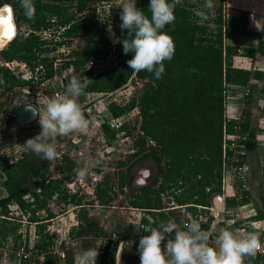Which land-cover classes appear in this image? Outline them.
<instances>
[{
	"label": "trees",
	"instance_id": "trees-1",
	"mask_svg": "<svg viewBox=\"0 0 264 264\" xmlns=\"http://www.w3.org/2000/svg\"><path fill=\"white\" fill-rule=\"evenodd\" d=\"M95 1L97 0H34L35 15L33 19H28L24 15L20 0H0V8L7 6L12 9L17 30L14 38L13 35L4 37L5 39L0 36L2 38L0 60L23 62L33 72L38 67H42L43 72H37L39 84L53 78L55 74L53 59L47 58L48 54L60 45L70 44L71 41L79 38L83 40V45L80 49L71 52V59L65 62L64 67L72 65L78 72L86 62L95 65L111 54L116 57L113 66L88 78L91 82L79 79L81 83H87L84 92L114 91L124 86L133 75L145 82L138 102L131 101L122 107L110 104L107 107L110 114L118 118L132 110L134 103L139 106L142 134L134 140L135 152L132 156L143 155V158H152L156 164L155 180L145 190L134 194L130 201L132 208L144 209L152 218V222L145 219L140 221L138 231L143 234L146 227L156 228L159 224L168 221L161 211L163 207L159 195L169 183H178L175 178L188 184L185 193H181L175 199L179 205L193 204L208 207L211 197L220 192L223 135L237 133L233 123L226 121L225 86H247L251 80L264 82V72L236 69L233 67L232 59L235 56L250 59H254L255 56L264 57V40L258 36L259 40L253 49L225 45L223 40L229 35L224 29L225 0H213L215 7L211 10L203 9L205 0H181L174 10V22L166 25L163 30L172 37L175 53L171 61H164L165 72L162 78L157 80L154 73L146 70L136 72L129 68L127 61L133 54H125L122 45L124 39L130 38L129 30L123 29L116 43L111 44L104 34L106 23L99 22L94 14L85 17L81 22L76 21L75 14L82 12L89 3ZM149 2L150 0H139L136 7L150 18ZM70 8H74L75 11L69 12ZM200 10L206 12L208 17L206 20H201L195 15V12ZM244 23H242L243 27ZM24 24L28 27L25 35L20 32ZM4 29L0 25V35ZM44 30H50L64 40L60 43L53 39L42 41L37 33ZM5 32L8 30L5 29ZM80 74L83 76L84 73L80 72ZM87 74L91 75L92 72L87 70ZM0 76L7 84L6 90L33 85L32 81L16 80L3 68H0ZM262 90L264 92V86ZM260 122L264 128L263 115L260 117ZM103 128L109 140H112L114 132L109 131L107 126ZM240 129L246 133L243 142L246 152L254 151L255 133L250 132L246 116L245 123ZM148 141L154 142L155 147L149 145ZM226 155L230 156L231 153L227 150ZM123 165L119 163V167ZM50 167L51 161L40 159L35 154L34 160L28 155H22L13 164L3 168L5 177L3 185L7 198L0 200V247L9 237L13 238L14 244L21 238L17 234L19 225L10 221L14 219L8 217L10 215L8 205L11 203L27 214L28 222L34 224V232L41 239L33 245V248L38 251V256L48 259L52 238L49 234H44L47 227L44 221L54 218L53 213L48 209L51 199L80 208L78 213L80 223L71 236L81 238L87 235L89 224L85 206L93 205L95 202L99 206H108L117 194L113 191L111 177L106 175L95 189L93 202L87 203L84 201V196L78 197L66 192L64 183L70 181L68 176L50 178L48 176ZM78 167L82 165L67 155H62L59 165L54 169L62 174L69 172L76 174L74 170ZM159 180L160 187L155 188ZM128 185L127 175L120 171L117 181L119 192L122 193ZM27 196L30 199H27ZM242 198L239 205L248 203L246 193H243ZM262 202L264 205V199ZM234 204L230 202L228 206ZM188 208L192 213L197 212L195 207ZM39 212H46V218H40L37 215ZM211 220L212 218L209 217L201 228L208 230ZM245 225L249 232L264 228V211H258L254 217L247 219ZM129 228L128 238H135L133 228ZM234 229H239V225H234L231 230ZM169 238L172 239L174 236ZM164 247L165 245H161V248ZM116 248V244L112 249L106 245L100 255V264H115ZM64 264H74L73 258L67 254Z\"/></svg>",
	"mask_w": 264,
	"mask_h": 264
},
{
	"label": "rangeland",
	"instance_id": "rangeland-1",
	"mask_svg": "<svg viewBox=\"0 0 264 264\" xmlns=\"http://www.w3.org/2000/svg\"><path fill=\"white\" fill-rule=\"evenodd\" d=\"M138 1L139 0H136V5ZM120 6L121 0H114L110 2L97 0L95 2L89 3L82 12L76 13L75 19L76 21L81 22L85 17L92 16L94 14L99 22L106 23L107 26L104 31L105 37L111 42V44H114L122 35V29L120 28L122 23L120 19L122 8ZM231 6V0L224 1V29L230 34L228 37L224 38V44L232 46L235 44L237 45L238 43L249 44L250 42H254L253 40H248L249 37H247L245 34H250L251 36L253 34L259 37L261 36V32L258 33L257 30L264 28V0H236L234 7L238 8H232ZM74 11V8L69 9V12ZM0 18H5L4 20H7V18L9 19L10 24L13 27L14 38L17 30L13 21L12 9L7 6L0 8ZM242 23L245 24L244 27L242 26ZM0 25L8 30L7 23L6 25L0 23ZM20 32L23 35L28 32V27L26 24L21 26ZM38 34H40V37L44 41L53 39V41L60 43L64 40L62 38H58V34H54L50 30H44ZM244 40L246 42H243ZM82 45V39H74L70 42V44H62L55 51L48 54L49 57L52 59L54 58V60H60V62H58L56 68L53 66V68L56 70V73H58V76L44 86H38L35 84L6 90L7 84L0 76V97H3L6 93L18 88L24 90H28V88H30L32 94L42 90L49 97H51L53 95L52 93L59 92L60 90H62L61 92L64 93L69 81L73 76L86 81L85 78L88 79L91 76L94 77L98 73L115 64L116 57L111 54L102 62L95 65H91L90 63L86 62L84 66L78 70V72L73 68L72 65L64 67L65 62L70 61L71 59V52L73 50L80 49ZM239 47L243 49V47ZM48 56L47 58H49ZM11 62H13L12 65L5 66L4 64L7 62L0 60V68L7 70L9 75L16 80L21 82L27 81L23 78V72L26 71L23 69L22 64L25 63L15 60ZM16 63H18L19 66H16ZM87 70L91 71L92 74H87ZM79 71L84 73L83 76H81ZM32 73L34 72L32 71ZM144 83V81L138 80L135 78V75H133L124 86L114 91L84 92V94L78 98V103L85 115L86 120L88 121L87 131L73 132L67 136H57L56 145L60 147L57 148V152L61 151L63 155H67L75 162L82 165V167L91 166L90 173L84 179H80L78 178L77 174L70 172L67 174L58 173L54 167L59 165L61 157L51 161V167L48 171V176L52 179L66 178V176H68L70 181H66L64 183L66 192L72 195H77L78 197L84 196V201L87 203L93 202L95 189L103 181L104 176L109 175L111 177V182L114 185L113 191H116L117 194L113 201L106 207H99L97 203H94V205L89 208L86 207L87 214L90 219L87 230L90 225V227H95L98 229L99 235H97L96 238H101L103 241H105L104 245H109L111 249L115 244L118 248V243H112L110 241L112 234H116L120 239L123 238L128 241L126 245L121 247L119 257L117 258L118 260L116 259V264H140L138 245H136L135 241L140 234L138 231L140 221L145 218L143 215H146L147 212H142L130 207V201L133 199L132 196L136 193V186L131 185L130 180L131 178L135 177L138 179V181L143 179V181L145 180L149 186L157 176V169L155 161L152 158H143V155H137L136 157L132 156L135 152L133 149L134 140L142 134L140 129L142 118L140 115L139 106L134 103L135 105L133 106L132 110L126 112L123 116H121V118H116L117 121H114V119L111 118L112 115L110 114L107 107L110 104H116L122 107L129 104L131 101L138 102V99L144 88ZM229 89V86L226 85L224 101L226 121L232 122L233 128H236V130L240 131L238 135L240 138H243L244 142L246 133L241 131L240 126L245 123L246 114L243 112L242 116L238 115L236 118H234V116L228 112L227 106L231 105V98L234 96V93L232 94L229 92ZM108 123L111 125H118L120 127L119 129L113 131L114 138L112 140H109L103 128L104 126L109 125ZM108 128L109 131H112L110 130V127ZM40 131L41 128L39 121H36L26 127L14 128L13 130H4L2 134L3 138L6 140L4 141L0 152L4 151L5 149L19 148L20 152L19 154H15L16 158H20L22 155H28L31 160H34L35 153H33L25 144L28 139L34 138L40 133ZM227 135L228 134L226 133L223 135L222 146L230 144V138H232V136ZM148 144L152 147H155L154 142L152 143L148 141ZM4 162L5 161L0 158V200L7 198V193L3 185L5 181L3 168L6 166ZM119 163H123L124 165L119 167ZM243 163L246 165L244 161ZM227 168L228 166L225 165L224 161V165L221 168L222 173L225 170V174L228 175L229 172H227ZM120 171H123L129 180V185L126 186L122 191L123 193L125 191V195L121 192H118L117 181ZM246 178L242 184L238 186L233 185L235 191L240 192L246 188ZM175 179L176 181L178 180V183L168 184L167 182L168 185L164 187L165 190L161 191L159 196L163 207L161 210L163 211L162 213L169 217L172 215L170 218L179 225V223H181L182 219L185 217V213L178 209L174 211L171 210L172 214H169L170 211L168 209L175 206H185L179 205L175 199L176 197H179L181 193H185L186 189L188 188V184L180 182L181 180H179V178ZM71 182H73V189L76 191L74 194L70 191L71 189L69 190L68 185ZM160 183L161 182L159 180V183L155 186V188L157 186L160 187ZM27 199H30V197L27 196ZM12 204L13 203L10 204L11 209L8 208L9 212L11 213L8 215V217L10 219H14H9L10 221H14L19 225L17 234L20 235L21 238L14 244L13 238L9 237L5 241L4 245L0 247V264H63L65 255L68 254L73 258V251L77 246H82L85 249L97 248L98 256L96 259V264H100V255L102 252L103 243L100 244L95 236L91 234H87L81 238L71 236L78 228L79 224L76 215L80 209H75L76 207H73V205H66L62 202H58L55 199H51L49 201L48 209L53 213L54 218L49 223H47L44 234L50 235L52 238V245L49 247V258L43 259L42 256H38V251L33 248V245L41 239V237L36 235V232H34V224L28 222L27 214H24L19 209H14L15 206ZM196 206L197 212L195 216H206L207 219L209 217L212 219H217L219 217L217 216L215 218L210 214L209 211L205 210V207L201 205ZM46 214V212H39L37 215L40 218L45 219ZM75 222H77V225H75ZM130 226H132L133 233L135 235V238L132 239L128 238ZM230 228H232V225L227 228H220L217 226L211 231V234L217 238L221 229ZM148 229L149 227L146 228L147 235L149 234ZM169 236V234L165 233V240L162 241L161 245H166L167 239H170ZM211 246L215 247L216 245L212 244ZM22 248H24L25 252L27 253L25 259H20L17 255V251L21 250ZM163 249L164 248H162V250Z\"/></svg>",
	"mask_w": 264,
	"mask_h": 264
},
{
	"label": "clouds",
	"instance_id": "clouds-1",
	"mask_svg": "<svg viewBox=\"0 0 264 264\" xmlns=\"http://www.w3.org/2000/svg\"><path fill=\"white\" fill-rule=\"evenodd\" d=\"M181 0H150L149 16L136 7V0H121L122 21L120 28L129 30V39L122 41L123 52L132 53L127 61L130 69L154 73L155 79H161L165 72L164 61H171L175 53V44L170 35L163 31L166 25L174 22V10ZM24 15L33 19L34 0H20ZM215 7L213 0H205L203 9ZM195 15L206 20L205 11H196ZM86 81L91 82L87 78ZM87 83L73 76L64 93L49 97L37 95L35 105H41L38 111L35 105L27 107L34 116L39 117L41 131L34 138L26 141V146L43 160L52 161L59 155L56 147L57 136H67L73 132H86L88 121L78 103L84 94ZM91 166L78 167L74 171L78 178L84 179L90 173ZM148 235L139 240L138 253L140 264H245V257H253L264 248L259 236L240 229H221L214 242L203 230L197 220H192L181 229L173 219L162 223L158 228H149ZM165 233L174 236L167 239L162 250L161 243ZM174 233V235H172ZM214 243L216 247H212ZM74 264H96L97 248L77 246L73 251Z\"/></svg>",
	"mask_w": 264,
	"mask_h": 264
},
{
	"label": "crops",
	"instance_id": "crops-1",
	"mask_svg": "<svg viewBox=\"0 0 264 264\" xmlns=\"http://www.w3.org/2000/svg\"><path fill=\"white\" fill-rule=\"evenodd\" d=\"M231 1H232L231 7L238 8V7H234V5L236 4V0H231ZM257 32L258 33L261 32V40H264V28H261L260 30L258 29ZM245 35L249 37L248 40H253L254 42L252 43L250 42L249 44L248 43H242V44L238 43L237 45L235 44L232 46H237V47L241 46L243 47V49L255 48L259 40V37L256 36L255 34H253L252 36L250 34H245ZM243 42H246V41L244 40ZM232 64H233V67L236 69H242L246 71L264 72V57L255 56L254 59H250L247 57L235 56L232 59ZM228 86L230 88L229 92H231L232 94L234 93V96H232L231 105L227 106V110L234 116V118H236L238 115L242 116L243 112L246 114V117L248 118V121H249L250 132L255 133L256 149L252 152H246V155L244 156V159H243V161L246 163L248 167L247 176H246L247 177L246 178V182H247L246 188H244L240 192L235 191L232 181L226 180L224 183V186H222L223 190L221 189L219 193L214 194L211 197L210 205L208 207H205V208H213L215 212L219 214L218 215L219 217L217 219L211 220L209 224V228H208L210 232L214 230L215 227L217 226H219L220 228H227L230 225H232V228H233V226L236 224H238L239 226L242 224H246L247 219L254 217L258 213V211H264V205L262 202V199H264V128H262L261 122H260V117L262 115L264 117V92L262 90L264 86V82L257 81V80H251L247 86H234V85H228ZM130 182H131V185L136 186L135 191L138 194H139L140 189H143L145 187L147 188L148 186V183L145 182V180L143 181L142 179L141 181H138L136 177L131 178ZM143 190H141V192ZM243 193H246V197L249 201L246 204L239 205L238 203L242 201L243 199L242 198ZM218 198H219V203H217ZM230 202H233L235 204L232 206H228V203ZM12 205L15 206L14 209H19L15 204H12ZM91 206L92 205H88V206H85V208L86 207L89 208ZM99 207H106V206H99ZM188 207H195L197 209L196 205H193V204H188L185 206H175V207L168 209L170 211L169 214H172L171 212L174 210H178V209L182 210V212L185 213V217L181 221L182 223L188 217V215L195 216L196 214L195 212L192 213ZM8 208H10V205H8ZM77 208L80 209L79 207H76L75 209ZM136 210L146 212V210L144 209H136ZM78 213L76 216H77V221L79 224L80 222L78 220V215H79ZM143 216H145L143 220L144 219L148 221L151 220L150 222H152V218L150 217L148 213H146V215H143ZM171 216L172 215H170V217ZM156 217H158V215H156ZM166 217L168 218V220L171 219L169 216H166ZM89 222H90V219H89ZM175 223L177 224V222ZM181 223L177 225L180 227ZM75 225H77V222H75ZM90 226L88 227L87 234L94 235L96 238V236L99 235V230L96 229L95 227H90ZM118 257L119 255L117 256V248H116L115 260ZM117 260L115 261V264ZM245 264H254V262H252L249 257H245Z\"/></svg>",
	"mask_w": 264,
	"mask_h": 264
},
{
	"label": "built area",
	"instance_id": "built-area-1",
	"mask_svg": "<svg viewBox=\"0 0 264 264\" xmlns=\"http://www.w3.org/2000/svg\"><path fill=\"white\" fill-rule=\"evenodd\" d=\"M58 62H60V60H57V59L54 60V58H53L54 68H56ZM12 64H13V62H7L4 65L9 66ZM16 66H19V64L16 63ZM22 67L26 71V72H23V76H24L23 78L27 81H32L33 85L36 84L38 86H44L48 82H50L51 80H54L58 76L57 75L58 73H56V70L53 68V70L55 71L53 79L51 78V79H48V80L38 84L37 72L42 73L44 69H42V67H38L36 69V71L34 73H32V71H30L25 64H22ZM8 68H11V67H8ZM61 91L62 90H60L59 92H54L52 94L54 95L56 93H62ZM39 94L47 95L42 90H39L35 94H32L30 91V88H28V90L18 88V89H14V90L6 93L5 96H3V97H0V149H2L3 143L6 140L3 138L2 132L4 130H13L15 128L12 124V120H13V117H14L16 111L23 105H30V106H32L31 104L35 105L36 101H37V95H39ZM35 107L37 108L38 111H42V109H43L41 105H35ZM111 118H113L114 121H117L116 118H114L112 116H111ZM119 118H121V117H119ZM36 121H39L38 116H37L35 122ZM107 126L110 127V130H112V131L120 128L118 125L109 124ZM239 133H240V131L237 130L236 134L227 135V136H232V138H230V144L222 146L223 165H224V161H225V165L228 166L227 172H229V174L226 175L225 170L222 173L221 189L223 188L222 186H224V183L226 180L232 181L233 185L238 186L244 182V180L247 176L248 169H247L246 165L243 162H241L243 160V157L246 155V150L244 148L243 138L239 137V135H238ZM56 147L60 148L58 145H56ZM227 150L231 153L230 156L226 155ZM19 152H20L19 148L5 149L4 151L0 152V158H2L5 161L4 163L6 165H11L19 159V158L15 157V154H19ZM58 153H59V155L57 158H60L63 155V153L61 151H59ZM240 162H241V164H239ZM223 165H222V167H223ZM72 183L73 182L69 183L68 186H69V190L71 189L70 191L74 194V193H76V191H75V189H73L74 184H72ZM205 210L209 211L210 214L212 216H214L215 218L219 215L217 212H215V210L213 208H205ZM192 220H197L200 223V226L205 224V222L207 221L206 217L201 216V215H196V216L188 215V217L181 223L180 228L184 229V225L187 223H190ZM146 228L144 229V233L143 234L140 233L139 236L137 237V239L135 241L136 245L139 246L140 238L144 235H147ZM142 229H143V227H142ZM231 229L232 228H230L228 230H231ZM239 229L242 232H249L247 230L245 224L240 225ZM203 230H205L206 232L209 233L210 241L214 242L216 240V238L211 234V232L209 230H206V229H203ZM253 233H255L259 236V239H260L262 245H264V229L255 231ZM110 241L112 243H115V242L118 243L117 256L119 255V253L121 251V247L128 243V241H126L123 238L120 239L116 234L111 235ZM98 242L100 244L103 243L102 250H104L105 241H103L101 238H98ZM212 244H214V243H211V245ZM17 255L19 256L20 259H25L27 256V253L25 252V249L22 248L21 250L17 251ZM249 258L251 259L252 262H254V264H264V248H262L260 251H258L255 256L249 257Z\"/></svg>",
	"mask_w": 264,
	"mask_h": 264
},
{
	"label": "water",
	"instance_id": "water-1",
	"mask_svg": "<svg viewBox=\"0 0 264 264\" xmlns=\"http://www.w3.org/2000/svg\"><path fill=\"white\" fill-rule=\"evenodd\" d=\"M4 25H6V24H4ZM7 26H8V32H5V29H4L2 32V35H0L3 38L7 37V36L10 37L13 35V27L10 24V21L8 18H7ZM1 37H0V40L2 39ZM29 106L30 105H23L16 111V113L13 117V120H12V124L15 128L26 127V126H29L35 122L37 116H34L33 113L27 109V107H29ZM146 175H147V173H146ZM217 203H219V198L217 199Z\"/></svg>",
	"mask_w": 264,
	"mask_h": 264
},
{
	"label": "flooded vegetation",
	"instance_id": "flooded-vegetation-1",
	"mask_svg": "<svg viewBox=\"0 0 264 264\" xmlns=\"http://www.w3.org/2000/svg\"><path fill=\"white\" fill-rule=\"evenodd\" d=\"M145 188H146V187H145ZM145 188H143V189H145ZM143 189H140V190H139V193H140L141 190H143ZM124 193H125V191H124ZM124 193L122 192V194H124ZM135 194H136V193H135ZM124 195H125V194H124ZM51 220H52V219H51ZM51 220H46L45 223H49ZM65 258H66V255H65ZM65 258H64V259H65ZM63 263H64V260H63Z\"/></svg>",
	"mask_w": 264,
	"mask_h": 264
},
{
	"label": "snow or ice",
	"instance_id": "snow-or-ice-1",
	"mask_svg": "<svg viewBox=\"0 0 264 264\" xmlns=\"http://www.w3.org/2000/svg\"><path fill=\"white\" fill-rule=\"evenodd\" d=\"M0 23L6 24L7 23V20H4V19L0 18Z\"/></svg>",
	"mask_w": 264,
	"mask_h": 264
},
{
	"label": "bare ground",
	"instance_id": "bare-ground-1",
	"mask_svg": "<svg viewBox=\"0 0 264 264\" xmlns=\"http://www.w3.org/2000/svg\"><path fill=\"white\" fill-rule=\"evenodd\" d=\"M40 33H41V32H40ZM37 35L40 37V34L37 33ZM40 38H41V37H40ZM41 40H42V38H41ZM42 41H44V40H42ZM45 41H46V40H45Z\"/></svg>",
	"mask_w": 264,
	"mask_h": 264
}]
</instances>
